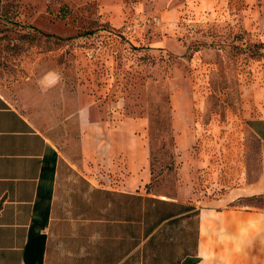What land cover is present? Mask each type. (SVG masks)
<instances>
[{"label":"rangeland","instance_id":"374dc122","mask_svg":"<svg viewBox=\"0 0 264 264\" xmlns=\"http://www.w3.org/2000/svg\"><path fill=\"white\" fill-rule=\"evenodd\" d=\"M0 90L51 138L69 101L146 118L149 191L174 194L187 163L219 197L264 174V0H0Z\"/></svg>","mask_w":264,"mask_h":264},{"label":"crops","instance_id":"0c3cea01","mask_svg":"<svg viewBox=\"0 0 264 264\" xmlns=\"http://www.w3.org/2000/svg\"><path fill=\"white\" fill-rule=\"evenodd\" d=\"M73 106L51 138L0 90V264H264V174L211 197L184 163L174 194L150 192L147 119Z\"/></svg>","mask_w":264,"mask_h":264}]
</instances>
